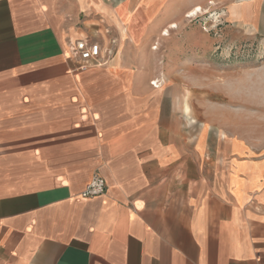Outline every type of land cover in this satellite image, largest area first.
Segmentation results:
<instances>
[{"label": "crops", "instance_id": "crops-1", "mask_svg": "<svg viewBox=\"0 0 264 264\" xmlns=\"http://www.w3.org/2000/svg\"><path fill=\"white\" fill-rule=\"evenodd\" d=\"M212 6L264 43V0H0V264H264V134L189 133L151 60Z\"/></svg>", "mask_w": 264, "mask_h": 264}, {"label": "rangeland", "instance_id": "rangeland-1", "mask_svg": "<svg viewBox=\"0 0 264 264\" xmlns=\"http://www.w3.org/2000/svg\"><path fill=\"white\" fill-rule=\"evenodd\" d=\"M220 13L204 7L169 35L156 37L150 45L156 47L150 53L159 71L155 77H172L184 93L190 113H180L179 122L190 125L189 133L191 126L196 134L206 123L211 140L221 128L264 134L257 132L264 129V43L223 21Z\"/></svg>", "mask_w": 264, "mask_h": 264}, {"label": "built area", "instance_id": "built-area-1", "mask_svg": "<svg viewBox=\"0 0 264 264\" xmlns=\"http://www.w3.org/2000/svg\"><path fill=\"white\" fill-rule=\"evenodd\" d=\"M114 43L115 40L110 39V44ZM69 51L71 56L77 60L78 69L82 70L91 65L105 63V60L100 59L101 52H103L105 58L113 53L111 46H106L102 49L98 42L89 40L88 38L74 39L69 45ZM105 188L104 178L96 171L85 185L81 195L82 197L98 196L105 192Z\"/></svg>", "mask_w": 264, "mask_h": 264}, {"label": "bare ground", "instance_id": "bare-ground-1", "mask_svg": "<svg viewBox=\"0 0 264 264\" xmlns=\"http://www.w3.org/2000/svg\"><path fill=\"white\" fill-rule=\"evenodd\" d=\"M199 10H201V9H200V8H195V10H194L195 12H191L190 15H191V16H192V15H195V13L199 12ZM171 27H176V26H175V25H172ZM164 35H168V32L165 31Z\"/></svg>", "mask_w": 264, "mask_h": 264}]
</instances>
